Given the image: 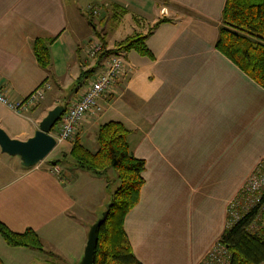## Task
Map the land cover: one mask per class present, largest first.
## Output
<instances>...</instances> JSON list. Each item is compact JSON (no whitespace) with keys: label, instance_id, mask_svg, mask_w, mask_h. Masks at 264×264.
<instances>
[{"label":"crops","instance_id":"0c3cea01","mask_svg":"<svg viewBox=\"0 0 264 264\" xmlns=\"http://www.w3.org/2000/svg\"><path fill=\"white\" fill-rule=\"evenodd\" d=\"M103 2L112 18L128 14L150 54L124 52L122 73L98 100L101 111L81 117L63 144L68 151L75 138L93 151L97 126L121 122L128 150L144 161L137 203L122 220L134 256L141 264H195L221 234L227 203L264 161V89L213 46L224 0ZM84 19L77 0H0V92L15 101L43 81L49 85L23 115L0 102V127L9 137L30 136L48 109L75 100L84 86L72 87L64 103L54 93L44 102L53 87L78 86L99 70L98 59L85 58L93 40L81 42L89 34ZM34 38L47 46L45 68L31 50ZM52 160L25 168L0 150V222L13 232L31 229L41 244L10 246L0 236V264H74L80 258L97 216L77 215L79 180L101 194L97 205L107 196L96 185L100 175ZM259 221L264 229V217Z\"/></svg>","mask_w":264,"mask_h":264},{"label":"trees","instance_id":"16d2710c","mask_svg":"<svg viewBox=\"0 0 264 264\" xmlns=\"http://www.w3.org/2000/svg\"><path fill=\"white\" fill-rule=\"evenodd\" d=\"M90 16L86 14L87 20L92 24ZM145 37L137 33L126 36L110 49H106L105 43L101 41L103 51L97 58L130 49L141 55H149L144 43ZM213 46L264 89V0H224ZM31 50L36 63L45 68L49 63L45 42L34 38ZM92 70L87 69L80 76ZM126 134L127 129L121 122L107 120L96 128V148L93 151L75 138L68 149L76 167L96 175L105 174L108 169H112L116 181L109 196L107 214L96 229L93 264H141L131 250L122 220L137 203L139 188L143 184L141 171L144 161L134 157L128 150ZM58 161L52 160L50 164L55 165ZM235 197L240 200L241 196L236 194ZM261 201H264V189ZM262 217L258 205H255L241 212L236 220L223 228L218 240L227 248L228 264H258L264 260V229L259 221ZM0 236L10 246L41 249L40 241L29 228L13 232L0 222Z\"/></svg>","mask_w":264,"mask_h":264},{"label":"built area","instance_id":"2783aa9c","mask_svg":"<svg viewBox=\"0 0 264 264\" xmlns=\"http://www.w3.org/2000/svg\"><path fill=\"white\" fill-rule=\"evenodd\" d=\"M87 14L97 15V8L90 4L85 7ZM103 51L100 41L89 42L85 48V58L98 59V54ZM100 68L98 72L91 73L89 81L79 93L78 97L67 103L60 114L56 130L51 134L55 143L69 141L74 135L78 121L83 116H95L101 111L99 98L106 97L110 92L115 79L123 71V58L117 52L103 55L98 59ZM49 88L47 82H41L29 91L23 98L10 101L0 92V102L10 108L18 115H23L43 98ZM53 172L58 169L52 166ZM264 189V161H258L251 172L247 175L241 188L237 192L240 200L235 196L227 203L225 209V225L228 226L236 220L241 212L258 205L259 213L264 217V201H261V194ZM229 253L227 248L218 240L205 251L203 256L195 264H228Z\"/></svg>","mask_w":264,"mask_h":264},{"label":"rangeland","instance_id":"374dc122","mask_svg":"<svg viewBox=\"0 0 264 264\" xmlns=\"http://www.w3.org/2000/svg\"><path fill=\"white\" fill-rule=\"evenodd\" d=\"M103 1H105V0H93V1L77 0V7L78 8L80 7V11H81L83 17H85V19H84L85 20V25H86L85 27L89 31L88 36L82 37V41L81 42L83 44H85V45L88 43L87 42L88 40H93V42H94V40L95 41L97 40V41H100V42L103 41L104 43H106V45L108 47H114L115 44L119 40L123 39L126 36L135 34L134 31H133V28H132V27H135L134 26V22L129 19L128 14L123 16L122 14L118 13L115 16V18H112L111 17V11L108 10V8L106 9L105 3ZM88 4H90L92 6H95L97 8L98 14L94 15V16H90L91 22L93 23V25L97 29L96 30L97 31V35L94 33L93 27L91 26V24L89 23V21L86 18L87 12L85 13V7ZM140 32H142V30ZM84 34H85V31H84L83 35ZM81 42L78 41V44H81ZM76 43H77V40H75V44ZM124 52H126V51H123V50L118 51V53L120 54L121 57H123ZM83 55H84V53L81 52V56H83ZM75 57H76V55L75 56L73 55V58L71 59V61L72 62L74 61L76 63ZM59 64H62V63H59ZM76 68L77 67H75V69ZM94 70H95V72L99 71L98 69L97 70L94 69ZM90 77H91V75L85 76L82 79L83 81L81 80V83L78 86H77L76 82L74 81V82L71 83V85L69 87H67V88L65 87L66 89H63L61 91L59 90L60 92L57 91V89L55 87H53L52 88L53 90H49V92H47V94H46V96L44 98V100L45 99L46 100L44 102L47 101V97L49 95H51L52 93L58 94V97H57L58 100L62 101L63 103L66 102L67 100H69L73 96L72 93H71L72 92L71 88L72 87H77L78 91L81 90V88L83 86H85L86 81H89ZM52 80H53V78H52ZM66 104L67 103H65V105ZM56 124L57 123H55L52 126V128L50 129V133L51 134L54 132ZM62 152H64V153L62 154ZM45 158H47V159L54 158L56 161L59 160L58 161L59 165H61V162L62 163L65 162L63 164V166L66 164V167H68L70 171H74L73 160L70 157V155L68 154V151H66V148H65V145L63 144V142L56 143L55 146L45 156ZM62 158H63V160H62ZM96 179H98V181H99L96 185H98V187H100V189H102V190L105 189L104 192H105V195L107 196V199H105V201L103 202L102 205H99V204L97 205V202H98L97 200H98V198H99V196L101 194H98L96 188L92 189V188H90L89 184L86 185L85 184V183H87L86 179L79 180L80 184L77 185L78 189H77V193H76V196H78V197L80 196L82 198L81 199L82 208L80 209L79 212H77V210H76L77 215H79V216L83 217V216H85L86 213L89 214L90 212H93V213L95 212L94 213V214H96L95 216L98 217L100 212H101V211L98 212V210H100V207L104 208V204L108 203V200H109V196L108 195H110L112 193V191L114 190V188L116 186V181L114 179V172H113L112 169H108L105 172V174H101L100 177L96 178ZM104 185H105V188H104ZM106 185H107V187H106ZM106 188H108V189H106ZM98 190H99V188H98ZM106 192H108L107 193L108 195L106 194Z\"/></svg>","mask_w":264,"mask_h":264},{"label":"water","instance_id":"95a60500","mask_svg":"<svg viewBox=\"0 0 264 264\" xmlns=\"http://www.w3.org/2000/svg\"><path fill=\"white\" fill-rule=\"evenodd\" d=\"M64 105L56 104L46 111L38 121L36 129L25 139L9 137L0 127V150L11 156H16L22 167L29 168L41 160L55 146V140L50 134V129L57 122ZM109 204H104V209L99 216L88 226L86 240L82 254L74 264H93V250L96 245V229L104 220Z\"/></svg>","mask_w":264,"mask_h":264}]
</instances>
